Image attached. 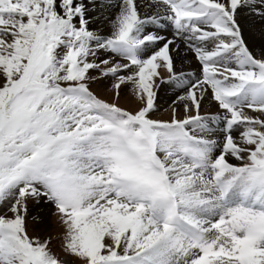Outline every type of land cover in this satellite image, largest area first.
<instances>
[{
    "label": "snow or ice",
    "instance_id": "6c2138e0",
    "mask_svg": "<svg viewBox=\"0 0 264 264\" xmlns=\"http://www.w3.org/2000/svg\"><path fill=\"white\" fill-rule=\"evenodd\" d=\"M0 264H264V0H0Z\"/></svg>",
    "mask_w": 264,
    "mask_h": 264
},
{
    "label": "rangeland",
    "instance_id": "374dc122",
    "mask_svg": "<svg viewBox=\"0 0 264 264\" xmlns=\"http://www.w3.org/2000/svg\"><path fill=\"white\" fill-rule=\"evenodd\" d=\"M194 57V56H193ZM188 61L192 63H185L183 67L185 68H190L192 65L195 63L197 65V62L195 61V58L193 59L190 57V59H187ZM194 60V61H193ZM188 64V65H187ZM179 67V66H177ZM181 69V66L178 68V70ZM184 71H187L186 69ZM191 71V70H190ZM111 80H104L102 82H99L95 85H93V90L99 92V94L105 98V99H111L112 98V92H111ZM169 89H164L160 93V98L158 100V104L161 105V110L158 113V115L162 118L167 119L169 117V106L171 105L172 100H168L164 98V94L168 91ZM121 96L122 99L120 101L121 106L125 108H134L136 105L134 103L133 97L131 96L130 89L121 86ZM208 105H205V110H207ZM167 109V111H166ZM40 211L44 212V216L40 218L38 216V213ZM33 215L38 216L37 219L31 220L29 222V232L30 235L33 236H42V237H47L51 236L53 238L52 240V247L54 250L57 249V245L59 244V240L57 239L58 235L61 233V228L59 226V223L57 221V217L55 215V208L54 206H48L47 208H41L38 206H35L33 203Z\"/></svg>",
    "mask_w": 264,
    "mask_h": 264
},
{
    "label": "bare ground",
    "instance_id": "6f19581e",
    "mask_svg": "<svg viewBox=\"0 0 264 264\" xmlns=\"http://www.w3.org/2000/svg\"><path fill=\"white\" fill-rule=\"evenodd\" d=\"M165 34H167V33H165ZM190 57H192L193 59H194V57H193V55L191 54V53H189L188 54V56H187V59H190ZM190 61V60H189ZM194 61V60H193ZM192 64V63H191ZM188 65V64H187ZM177 66H181L180 64H179V62H177ZM184 66V65H183ZM182 66V67H183ZM178 67V68H179ZM198 67V65H196L195 63L192 65V67H190L189 69L188 68H185V67H183V70H187V71H192V70H195L196 68ZM175 93L174 92H172L171 90H168L165 94H164V98L165 99H167L166 101H168V100H172V99H175ZM214 110V109H213Z\"/></svg>",
    "mask_w": 264,
    "mask_h": 264
}]
</instances>
